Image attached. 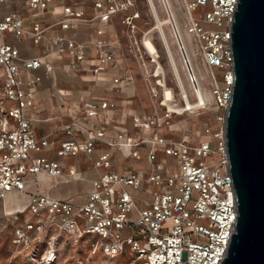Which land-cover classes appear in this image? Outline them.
I'll return each instance as SVG.
<instances>
[{"label": "built area", "instance_id": "1", "mask_svg": "<svg viewBox=\"0 0 264 264\" xmlns=\"http://www.w3.org/2000/svg\"><path fill=\"white\" fill-rule=\"evenodd\" d=\"M54 2L25 0V9L31 15L24 16L17 10L7 11V0H0V202L10 194L25 197L26 204L20 212L29 210L37 216L35 226L26 228L40 230L46 225L54 229L56 236L87 235L93 253L126 257L127 264H220L237 217L224 128L205 126L194 130L193 135L174 140L168 136V118L173 111L167 107L169 113L163 119L135 115L132 128L127 129L107 113L115 109L114 102L91 98L73 104L71 112L83 111L85 118L100 119L102 125L88 130L83 141L73 136L62 141L56 154L90 155L101 141L107 149L94 159L93 167L104 172L88 179L75 166L66 169L59 161L42 155L54 143L49 135L39 137L35 132L34 124L39 119L32 112L36 109V88L42 82L37 72L52 75L55 59L66 54L77 61L94 55L92 70L97 75L107 68L118 70L120 43L112 38L109 24L116 16L127 24L139 17L137 0H94L91 15L82 3L72 1L61 6L62 14L57 20L44 19ZM237 4L238 0H186L183 6L185 28L196 56L211 70L207 81L212 85L207 89L203 84L201 89L196 74L187 67V82L197 107L190 108L183 95L168 100L184 105V112L197 113L208 105L226 111L230 104V27ZM199 7L207 9L196 17L194 12ZM84 24L93 28L89 42L77 38V29ZM57 26L69 30L70 35L53 33ZM12 37L30 39L40 47V53L23 56L11 42ZM213 69L222 72V83ZM130 81V76L124 78L116 72L111 89H122ZM201 91L204 96L208 92V99L200 98ZM112 123L113 135L108 136L107 128ZM74 124L64 127L67 134H72ZM115 153L126 161H145L146 166L118 172L114 169ZM42 174L50 177L53 188L87 182L89 190L81 201L73 196H52L39 181ZM18 236L22 239L23 231Z\"/></svg>", "mask_w": 264, "mask_h": 264}, {"label": "rangeland", "instance_id": "2", "mask_svg": "<svg viewBox=\"0 0 264 264\" xmlns=\"http://www.w3.org/2000/svg\"><path fill=\"white\" fill-rule=\"evenodd\" d=\"M66 1H79L85 6L88 15L93 13L94 0H58V7ZM24 2L25 0H7L6 7L17 10L24 16H29L30 13L25 9ZM181 6L183 10L184 5L182 4ZM205 9L207 8L199 7L194 12V15L197 17ZM136 11L139 12V17L133 20L131 24L122 22L121 16L114 17L109 24V30L114 41L120 43L119 52L117 53L120 63L118 70L115 71L118 74L122 72L123 77H131V81L127 87H124L122 90L111 89L110 82L112 79L108 76L81 77L80 80L78 78L77 80H73L74 82L64 76L60 79L58 78L62 87L71 85L74 90V94H72L73 100L70 103L69 101L66 102L69 108L72 102L78 103L82 98H86L87 90L93 88L96 93L99 91L103 93V96H107L114 101L116 107L113 111L117 112L120 125L127 129L132 128V119L135 115L163 119L169 113L166 106L161 104L163 101L162 87L156 85L160 77L152 76L155 72L156 62L153 61V58L146 53L141 45L142 37L153 25L154 20L151 17L145 0H137ZM161 14L163 17H166L164 10ZM205 27L214 28L211 24H206ZM166 30L169 33L170 25H167ZM151 36L159 51V56L156 59L165 70L167 85L169 88H172L175 98L178 99L180 97V89L169 69L168 59L163 51L159 36L156 31H153ZM170 40H173L171 35ZM173 50L176 53V58H179L177 44H173ZM197 58L200 68L205 69L203 62L199 57ZM115 71L111 68L108 69L109 73H116ZM209 71L211 72V70ZM212 71L216 75L217 81L222 83V72L217 69H213ZM53 81L52 79V83ZM204 85L207 89L212 86L207 79L204 80ZM153 86L158 87L157 96L152 94ZM123 100L125 103L122 102ZM82 112L77 113L82 115ZM224 118L225 111L223 109L217 110L212 105H208L194 114H189L188 112L177 114L173 112L168 118V136L175 140L185 134L193 135L194 130H200L205 126L214 130H220L224 128ZM82 123L84 124V121ZM62 128H56L55 132L67 136L66 130L64 131ZM212 159L216 160L217 157H212ZM67 162L73 163L75 159H67ZM126 162L128 161L123 160V163ZM121 163L119 161V164ZM126 165L134 167L132 163H126ZM67 185L69 184H60L57 186L58 188H54L49 193L57 197H64ZM84 193L75 192L73 198L81 201ZM24 206L19 210H22ZM16 210L14 209L10 211L12 213H9L4 202H0V264H43L41 262L42 257L49 246V249H55L57 255L55 262L52 264H127L128 262L126 257H109L103 255L101 252L93 253L91 240H88L87 235H82L79 238L67 235L56 236L54 229L48 228L46 225L40 230L26 228L30 225L35 226L37 216L33 215L29 210L25 212H17ZM19 231H23L24 237L22 239L18 238ZM15 239L21 240V243L14 244L13 240ZM31 258H35V261L30 260Z\"/></svg>", "mask_w": 264, "mask_h": 264}, {"label": "water", "instance_id": "3", "mask_svg": "<svg viewBox=\"0 0 264 264\" xmlns=\"http://www.w3.org/2000/svg\"><path fill=\"white\" fill-rule=\"evenodd\" d=\"M230 31L224 135L237 217L220 264H264V0H238Z\"/></svg>", "mask_w": 264, "mask_h": 264}, {"label": "crops", "instance_id": "4", "mask_svg": "<svg viewBox=\"0 0 264 264\" xmlns=\"http://www.w3.org/2000/svg\"><path fill=\"white\" fill-rule=\"evenodd\" d=\"M57 1L58 0H55L54 4L45 12L44 19L57 20L61 16L62 14L61 6L63 4H61V6L58 7ZM68 2H72V1H68ZM68 2L66 1L64 3H68ZM4 6H6V4ZM83 8L86 10L85 6H83ZM6 10L15 11L14 9H8V8ZM52 32L64 33L66 35H70L69 30L68 31L61 30L58 26L52 29ZM93 35L94 34H93L92 25L84 24L77 29V38L83 42H89ZM10 40L12 43L16 44L19 47L20 52L23 56H34L40 53V47L35 46L33 42L28 38H23L21 40H18L12 37ZM32 46L33 48H31ZM94 64H95L94 55H91V57L83 61H77L73 55L66 54L60 58L55 59L54 61L55 71L52 75L49 76L43 75L42 70H39L37 73L42 76V82L36 88V98H35L36 109L32 112V115L39 119V121H36L34 124L35 132L37 136L40 137V136L49 135L50 140L53 141L54 143V146L45 150L42 153V155L47 156L51 160L59 161L66 169L70 166H75L76 168L81 170L82 174L88 179L96 178L98 175L104 172L103 169H96L93 167L94 159L104 149H107L106 146L101 141L96 143L95 149L90 155H87L85 153H80L79 155L73 157H59L56 154V149H58L59 144L62 141L72 138V136L76 138L78 141H83L86 138V134L88 130L96 129L102 125L101 120L87 119L83 115L71 112L73 109V104H77V103L72 102L71 107L69 108L66 102L69 101L70 103L73 100L72 94H74L73 93L74 90L71 87V85L70 86L66 85L62 87V85H60V81H58V78L60 79L61 77L64 76L65 78L71 79L72 81L77 80V78L80 80L81 77H87V76L88 77L108 76L111 79L113 78L114 73H109L108 72L109 68H107L106 72H103L102 74L99 75L95 74L92 70ZM25 75L26 77L31 76V74H25ZM52 79L54 80L53 83H52ZM110 88H111V82H110ZM122 89H115V90H122ZM87 95L86 98L84 99L82 98L81 100L84 101L91 98H107L108 100L114 102L112 99L108 98L107 96H103V93L99 91H97L96 93L93 90V88H89L87 90ZM122 102L125 103L124 100ZM113 110H109L107 113L113 118V120L119 121L118 119L119 117H117V112H114ZM82 121H84V124L82 123ZM71 123H75L74 126H71L73 127L74 131L72 132L71 135H69L65 131L64 127L70 125ZM59 124L62 126H60ZM113 125L114 123H112V125H109L107 128L108 136L113 135V130L111 128L113 127ZM60 127H63L62 129H64L67 136H63L55 132V129L56 128L59 129ZM70 158H74L75 162L68 163L67 159ZM113 158L115 162L114 169L117 170L118 172H121L123 170L125 171L130 168L140 169L146 166L145 161L138 164L136 162H132L129 160L126 163L129 164L132 163V165H134V167H129L126 165V163H123V158L119 153H115ZM119 161L122 163L119 164ZM89 186L90 185L87 182L69 183V185H67L65 188L64 197L73 196L75 192H87L89 190Z\"/></svg>", "mask_w": 264, "mask_h": 264}, {"label": "bare ground", "instance_id": "5", "mask_svg": "<svg viewBox=\"0 0 264 264\" xmlns=\"http://www.w3.org/2000/svg\"><path fill=\"white\" fill-rule=\"evenodd\" d=\"M145 1L149 8L151 17L154 20V23L142 37L141 45L145 49L146 53H148L153 58V61L156 62L155 72L152 74V76L160 77V79L157 80L156 85L162 87L164 98L162 104H164L169 111L176 112L177 114H183L184 110L186 109L184 105H174L171 101H168L169 99L172 100L174 98V92L172 88L168 87L166 82L165 70L156 59L159 56V51L152 40L151 33L153 31H156L159 36L163 51L168 59L169 69L177 86L180 89V95H183L187 98V104L190 108H196L198 103L193 104L192 98L194 97V95L190 90V84L187 82V67H191L194 73L196 74L201 89L203 87L202 85L204 84V80L208 78L210 72L207 68L201 69L198 65L196 52L192 46V38L185 28V13L182 10L181 5H185L186 0ZM166 7L168 8V13L166 14V17H163L161 12L163 10L165 11ZM167 25H170L169 33L166 30ZM170 35L173 40H170ZM173 44H177V54L179 58H176V53L173 50ZM185 76L186 78H184ZM157 86L152 87V94L154 96L158 94ZM200 96L201 99H205L204 97L208 99V92H205L204 96L201 91ZM188 113L194 114L192 111H188ZM39 181L41 182V185L46 188L45 192L51 193V191L54 189L53 183L51 182L52 180L49 176L42 174L39 176ZM25 203V197H19L11 194L4 200V204L9 213H12L10 211L14 209H17L16 211L20 212L19 209H21L25 205ZM20 237L21 236H18V238ZM20 241L21 240L15 239L13 240V243H21ZM49 248L50 246L46 248V251L43 254L41 261L43 264H52L57 258L55 249ZM30 260L35 261V258H31Z\"/></svg>", "mask_w": 264, "mask_h": 264}]
</instances>
